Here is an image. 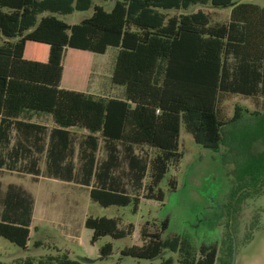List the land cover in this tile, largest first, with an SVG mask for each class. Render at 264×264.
Instances as JSON below:
<instances>
[{"label": "trees", "instance_id": "obj_1", "mask_svg": "<svg viewBox=\"0 0 264 264\" xmlns=\"http://www.w3.org/2000/svg\"><path fill=\"white\" fill-rule=\"evenodd\" d=\"M104 1L112 4L110 10L94 0H0V138L11 128L23 136L44 130L20 120L25 110L52 116L60 129L87 130L90 135L80 147V184L92 186L90 198L102 207L133 206L137 214L142 199L164 201L159 186L184 157L182 125L197 144L213 151L226 144L228 130L233 142L247 145L234 173L231 198L241 205L259 198L264 192V7L234 0ZM209 3L231 10L226 23H214L201 10L186 13ZM89 11L90 16L74 25L60 18ZM176 12L183 13L172 14ZM110 47L119 50L112 82L125 87V100L84 92L91 55H104ZM68 71H83L78 88L66 83L62 88ZM237 97L251 100L257 110L236 107L228 117L225 104ZM100 139L106 157L99 162ZM143 148L155 151L154 157L138 154ZM72 150L68 147L71 156ZM61 151L56 145L54 157L63 155ZM61 161L54 164L59 168ZM68 174L73 180L72 161ZM170 183L176 189V182ZM129 187L137 193L144 189L146 195H132ZM20 191L30 217L32 198ZM147 225L141 229L142 246L126 248L121 256L161 264H217V247L196 248L184 236L164 238L168 220L154 233H148ZM29 226L17 223V214H6L0 220V238L26 250ZM85 227L93 232L92 244L134 233L131 224L119 229L115 218L88 217ZM112 254L113 245L107 243L97 264H107ZM85 262L58 251L15 264Z\"/></svg>", "mask_w": 264, "mask_h": 264}, {"label": "rangeland", "instance_id": "obj_2", "mask_svg": "<svg viewBox=\"0 0 264 264\" xmlns=\"http://www.w3.org/2000/svg\"><path fill=\"white\" fill-rule=\"evenodd\" d=\"M234 1L264 7V0ZM94 3L104 6L107 10L112 7L110 2L104 0H94ZM199 10L210 14L214 23H226L231 12L228 8H217L209 3L206 6L193 7L186 13H196ZM181 13L183 12L172 14ZM90 15L91 11L75 12L61 19L72 25L78 24ZM3 41L4 38L0 34V43ZM118 52L117 48L110 47L104 55H91L85 93L95 98L126 99L125 87L112 82ZM82 72L68 71L64 76L62 88L66 89L64 83L78 88V83L83 81ZM236 107L250 113L257 110L251 100L237 97L225 104L228 117H233ZM49 116L46 113L25 110L20 119L32 118V122L48 124L50 121L44 118ZM76 135L77 138H82L81 132L77 131ZM224 140L226 144L220 149L216 151L206 149L197 144L193 136L182 125L180 151L184 157L180 164L171 168L159 186V189L165 193L164 201L142 199L137 214L133 213V206L102 207L91 200L88 189L80 190L74 196L72 195L74 191L70 190L71 195L68 196L70 204L75 199L80 201L78 210H74L72 225H70L69 222L61 221L60 217L52 218V210L47 207L56 201L53 199L58 195L66 193V188L62 190V186L43 179L40 184L32 187L25 185L29 192H34L42 209V221L37 217L35 223L41 228V239L44 246L38 250L34 247L37 240L34 230L32 231V246L26 250L0 238V262L15 264L16 261L28 257L38 260L49 255H56L60 250L61 254L69 252L73 259L81 257L95 261L84 264H97L100 249L107 243H111L113 254L106 260L107 264L116 263L120 259L121 264H161L160 260H138L123 257L121 253L126 248L142 246L145 239L142 237L141 229L145 225L148 224L146 226L148 233H154L161 231L163 223L168 220L169 225L163 233L164 238L184 236L196 248L201 245L215 246L219 249L217 264H264V192L259 198L245 202L243 205L235 203L236 201L231 198L234 173L238 164L243 162L247 145L244 141L241 144L233 142L228 130L224 132ZM137 153L144 156L149 155V157L155 155V151L147 148L137 149ZM98 156L102 160L105 155L101 151ZM42 169L45 170L44 165ZM145 181L147 184L150 183V178L148 177ZM172 181L176 182L174 190L171 188L170 182ZM57 187L58 190H55ZM50 188L58 192L53 197L50 196ZM143 190L137 193L129 187L130 194L136 196H142ZM58 199L60 201L61 197L59 196ZM88 217L115 218L118 220L119 229L127 230L131 224L134 226V233L131 237L121 240H113L110 237L101 238L92 244V231L87 230L83 223V220ZM64 224L68 226V233H66ZM73 229L78 234L76 241L72 240L71 231Z\"/></svg>", "mask_w": 264, "mask_h": 264}, {"label": "crops", "instance_id": "obj_3", "mask_svg": "<svg viewBox=\"0 0 264 264\" xmlns=\"http://www.w3.org/2000/svg\"><path fill=\"white\" fill-rule=\"evenodd\" d=\"M31 119L32 118L20 120L26 123L42 126L44 127V130L31 131L29 135L25 134L23 136L18 132L17 128H11L9 129L8 136L6 138L3 137V135L0 138V194L2 199V203H0V220L3 216L5 217L6 214H17V223L24 224L29 222L30 240L27 249L32 246V231L34 230L37 236L34 247L38 250L44 245L41 239V228L36 225L35 220L38 217V219L42 221V209L37 201V197L33 194L34 192H29L25 185L32 187L33 185L40 184L41 179H43L49 183L62 186V190L63 188H66L67 192L58 195L55 199H53L56 201L47 207L52 210V218L58 219V217H60V219H62L61 221H66V223L69 222L71 223L70 225H72V216L74 210H78L80 201L75 199L74 202L70 204L68 197L71 195L70 190L74 191L72 194L74 196V194L80 190L88 189L90 196V191L92 189V186L86 187L80 184L81 179H83L80 176V157L83 155L82 151H80V147L86 141L90 133L87 130L78 128L60 129L53 121L52 116L44 118L50 121L48 124L38 121L32 122ZM57 131H61L62 133L58 134ZM77 131L81 132L82 138H77ZM68 135H70L69 138L67 137ZM59 144L61 146V152L64 154L54 157L55 146ZM68 147H73L74 149L72 150V156L70 151H68ZM101 151L105 155L103 157L104 159L106 157V151L104 148V142L100 139L98 154L101 153ZM98 154L97 158L100 162L101 159ZM55 159L62 160L59 163V168L57 164H54ZM71 161L75 176L73 180L69 179L68 174V168ZM42 165H44L46 171H43ZM51 166L52 168L56 167L55 169H60L61 173H57L55 170L50 171L51 169L49 167ZM37 171H39L38 175H36ZM20 190L32 198V212L30 217L28 214L29 208L27 198L24 195L22 196ZM55 190H58V187ZM55 190L51 189V197L58 193ZM59 196L61 197L60 201L58 199ZM76 196L79 198L78 194ZM85 222L86 219L83 220L84 226ZM64 226L66 233H68V226L66 224H64ZM73 231L74 229L71 231L72 240L76 241V236H78V234ZM49 239L54 240L50 237Z\"/></svg>", "mask_w": 264, "mask_h": 264}, {"label": "water", "instance_id": "obj_4", "mask_svg": "<svg viewBox=\"0 0 264 264\" xmlns=\"http://www.w3.org/2000/svg\"><path fill=\"white\" fill-rule=\"evenodd\" d=\"M86 262H89V263H94L95 261H90V260H87L85 259Z\"/></svg>", "mask_w": 264, "mask_h": 264}]
</instances>
